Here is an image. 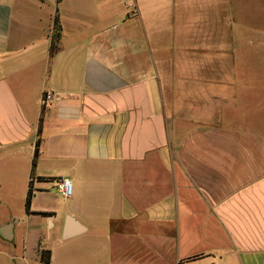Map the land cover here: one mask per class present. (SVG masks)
Masks as SVG:
<instances>
[{"label": "crops", "instance_id": "obj_1", "mask_svg": "<svg viewBox=\"0 0 264 264\" xmlns=\"http://www.w3.org/2000/svg\"><path fill=\"white\" fill-rule=\"evenodd\" d=\"M233 1L0 0V264H264V55Z\"/></svg>", "mask_w": 264, "mask_h": 264}, {"label": "rangeland", "instance_id": "obj_2", "mask_svg": "<svg viewBox=\"0 0 264 264\" xmlns=\"http://www.w3.org/2000/svg\"><path fill=\"white\" fill-rule=\"evenodd\" d=\"M233 16L235 17V29L242 26L243 35L238 39V58L253 60L257 57L264 55V49H256L249 45L250 41L253 44L259 42L257 29L264 27V2H262V9L259 8L260 3L257 0H235L233 1ZM248 31H245V29ZM252 32L254 34H252ZM25 208V205H24ZM22 208L19 205H15L10 211H0V219H5L9 216L20 215ZM26 212V211H25Z\"/></svg>", "mask_w": 264, "mask_h": 264}, {"label": "trees", "instance_id": "obj_3", "mask_svg": "<svg viewBox=\"0 0 264 264\" xmlns=\"http://www.w3.org/2000/svg\"><path fill=\"white\" fill-rule=\"evenodd\" d=\"M60 0H57L59 2ZM59 34H60V24H59V18L58 14L56 13L54 18H53V33L51 36V43H50V56H54L57 51H58V42H59ZM42 119L40 118L39 124H41ZM40 133V128L38 130V134ZM39 154V139L36 141L35 144V152L32 160V168L35 166L36 159ZM33 197V191L29 188L26 194V199H25V211L29 213V207L31 203V199ZM36 215L39 216H49V213H36ZM197 258V257H196ZM39 259L40 263H49L50 260V252L47 250H41L39 253ZM195 259V258H194Z\"/></svg>", "mask_w": 264, "mask_h": 264}, {"label": "built area", "instance_id": "obj_4", "mask_svg": "<svg viewBox=\"0 0 264 264\" xmlns=\"http://www.w3.org/2000/svg\"><path fill=\"white\" fill-rule=\"evenodd\" d=\"M55 100H57V98H55L51 93L46 92L41 99V104L43 106L50 105ZM53 182L57 193L62 198L68 199L71 197L73 192V187L69 179L59 178V179H55ZM40 264H47V263H40Z\"/></svg>", "mask_w": 264, "mask_h": 264}, {"label": "water", "instance_id": "obj_5", "mask_svg": "<svg viewBox=\"0 0 264 264\" xmlns=\"http://www.w3.org/2000/svg\"><path fill=\"white\" fill-rule=\"evenodd\" d=\"M72 224L71 222L68 221L67 225H66V230H65V235L70 236L73 232V228H72ZM0 236L4 239V240H10L11 239V225L7 224L4 225L3 227L0 228Z\"/></svg>", "mask_w": 264, "mask_h": 264}]
</instances>
